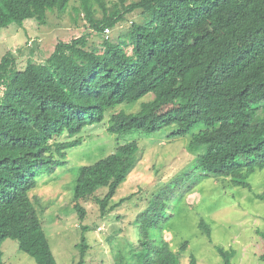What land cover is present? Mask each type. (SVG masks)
<instances>
[{"label":"trees","instance_id":"16d2710c","mask_svg":"<svg viewBox=\"0 0 264 264\" xmlns=\"http://www.w3.org/2000/svg\"><path fill=\"white\" fill-rule=\"evenodd\" d=\"M70 1L0 0V30L26 21L47 26L50 16L64 17ZM96 4L102 18L96 17ZM80 5L89 28L102 38V50L91 49V33H85L60 41L44 63L29 61L20 68L12 53L0 61V264L8 239L37 264H58L30 197L37 179L66 165L67 152L83 145L77 136L87 127L148 95L154 97L140 111L113 113L108 132L154 134L169 128L167 139H176L202 125L188 146L207 148L197 157L201 180L227 177L249 188L247 178L264 169V0H80ZM135 13L141 22H133L119 41L110 39L106 30ZM181 62L190 71L187 83L178 77ZM141 158V146L131 142L93 165L69 170L82 222L87 211L81 202L96 200L105 216L133 199L113 203ZM182 184L176 179L153 194L135 220L141 236L128 264H182L163 236L153 232ZM100 190H107L103 197L97 196ZM201 227L210 233L204 221ZM81 229L79 264H84L85 234L91 229ZM259 235L264 240V231ZM219 253L224 264H232L234 253ZM190 264H198L194 255Z\"/></svg>","mask_w":264,"mask_h":264},{"label":"rangeland","instance_id":"374dc122","mask_svg":"<svg viewBox=\"0 0 264 264\" xmlns=\"http://www.w3.org/2000/svg\"><path fill=\"white\" fill-rule=\"evenodd\" d=\"M134 1L137 0H129V3ZM95 8L96 17L102 18L97 4ZM141 20L139 13L131 15L128 21L111 29L110 39L119 41L133 22ZM85 33H91L89 47L102 50V38L89 28L80 0H71L64 17L50 16L47 26L26 21L23 26L14 23L0 30V61L6 53H12L20 68H25L29 61L44 63L60 41L70 42ZM128 52L131 54L132 48ZM178 77L184 83L189 82L190 71L183 62ZM2 92L0 90V96ZM153 97L148 95L135 104H124L106 113L102 123L87 127L77 136V139L82 138L83 145L67 152L63 160L65 166L37 179V187L30 197L37 204L43 235L49 240L57 263L79 264V246L84 236L81 227L89 226L91 232L85 234L88 247L84 264H128V255L141 236L135 220L149 207L153 194L157 195L165 185L182 178L183 184L168 203L165 220L153 231L157 237L163 236L172 251L180 256L182 264H190L191 255L197 258L198 264H224L219 249L234 253L232 264H264V240L259 235L264 231V169L256 170L247 178L249 188L238 187L227 177L201 180L197 157L207 148L190 150L188 146L192 135L198 133L202 125L193 128L184 138L176 139H167L172 131L169 128L154 134L134 131L115 136L108 132L113 113L121 110L136 113L142 103ZM62 140L68 137L65 135ZM131 142L141 146L142 158L118 188L113 203L129 196L133 199L105 216L96 200L81 202L87 211V218L82 222L72 201L75 175L69 170L93 165ZM56 158L60 159L57 154ZM106 192L100 190L97 196L103 197ZM201 221L210 228L209 234L201 227ZM2 251L3 264H37L19 249L17 241L8 239Z\"/></svg>","mask_w":264,"mask_h":264},{"label":"built area","instance_id":"2783aa9c","mask_svg":"<svg viewBox=\"0 0 264 264\" xmlns=\"http://www.w3.org/2000/svg\"><path fill=\"white\" fill-rule=\"evenodd\" d=\"M106 33H110L109 29L106 30Z\"/></svg>","mask_w":264,"mask_h":264}]
</instances>
